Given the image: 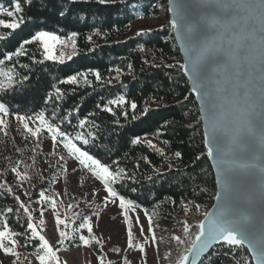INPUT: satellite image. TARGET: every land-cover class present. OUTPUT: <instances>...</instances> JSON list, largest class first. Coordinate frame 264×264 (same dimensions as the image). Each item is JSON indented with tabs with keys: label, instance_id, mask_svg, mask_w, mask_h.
<instances>
[{
	"label": "trees",
	"instance_id": "obj_1",
	"mask_svg": "<svg viewBox=\"0 0 264 264\" xmlns=\"http://www.w3.org/2000/svg\"><path fill=\"white\" fill-rule=\"evenodd\" d=\"M41 4L44 9L40 8ZM0 6L8 7L9 0H0ZM61 11L65 15H60ZM25 15L26 23L21 29L10 34L9 30L0 29V35H7L12 44L18 46L19 41L28 38L35 30L51 31L65 40L75 31L78 33L76 54L64 64L52 61L39 64L31 59L32 56L36 60L42 59V48L34 43L25 45L27 55L14 56L13 61H6L4 67L17 75L13 88L7 93L0 91V101L6 102L9 116L34 115L41 110L48 115L53 105H44L43 98L46 93L52 95L59 88L65 96L56 102L57 111L66 113L79 108L82 118L94 120L99 125L98 130L93 129L99 138L90 148L91 153L109 166H114L112 162L118 160L120 167L134 173L136 182H125L120 190L139 206L138 209L144 213L147 210L153 221L183 227L182 218L186 212L211 209L217 197L216 178L207 155L200 108L184 67H181L184 61L170 22L169 0H107L105 4L98 3V0H77L76 3L70 0H33ZM161 18L165 19L161 27L139 35L136 32L137 22ZM89 36L92 37L91 42L87 40ZM11 50L10 45L0 41V59ZM89 69L99 71L101 80L88 75V84L84 83V78L76 85L60 83L70 74L88 72ZM116 69L120 70L119 73ZM24 76L28 79L23 80ZM117 95H124L129 103L120 107L109 106L107 101ZM132 101L137 104L134 111L130 108ZM106 107H112L116 115L105 112L103 109ZM123 112H127V117L122 115ZM75 123L73 120L72 126L65 125L73 135L77 130ZM16 134L15 138L8 133L3 147H0V183L11 187L15 196L27 205L39 200L41 190H51L52 183L42 177L40 166L35 165L32 143L21 135L20 130ZM137 136L142 138L141 143L134 145L131 140ZM145 140L156 143L165 155L160 156L148 148ZM177 151L182 154L181 158L175 157ZM142 156L151 163H144ZM17 163L19 170L30 177L26 180L28 190L11 171ZM135 164H139L138 169L133 167ZM132 188L136 191L132 192ZM169 197L175 204L169 202ZM9 207L16 209L17 202L12 194L0 189V211ZM8 219L14 230H24L20 227L24 224L22 212L8 214ZM190 230L193 233L198 231L197 225ZM20 239V249L35 256L39 250L38 243L24 244L23 238ZM187 247L188 243L178 246L173 241L167 255L169 264H175ZM226 251L221 244L216 245L198 264H209L210 259L213 264H235L238 259L254 264L245 246L235 250L238 252L236 256L224 255Z\"/></svg>",
	"mask_w": 264,
	"mask_h": 264
},
{
	"label": "snow or ice",
	"instance_id": "obj_2",
	"mask_svg": "<svg viewBox=\"0 0 264 264\" xmlns=\"http://www.w3.org/2000/svg\"><path fill=\"white\" fill-rule=\"evenodd\" d=\"M70 2L76 3L77 0H70ZM106 2L107 0H98L100 4ZM32 4L33 0H9L8 7L0 6V29L9 30V34L21 29L27 19L26 8H31ZM44 7L43 4L40 5L41 9ZM60 15H65L64 11H61ZM172 27L181 30V34L185 35L194 45L190 48V52L195 53L197 60L191 63L189 73L193 81L191 91L195 92L200 99L202 110L207 118V155L212 157L215 153L216 158L222 160L225 155V147L228 146L232 157L239 161L255 160L259 156H264V0H189V3L181 6L177 19L172 21ZM77 36L78 33L73 31L65 40L51 31L35 30L30 33L28 38L19 41L17 46L12 44L7 35H0V41H5L12 48L0 59V91L7 93L10 88L15 86L16 73L4 66L6 61H13L14 56L19 58L27 55L25 45L35 43L42 48L40 53L42 59L36 60L35 56L31 57L36 63L43 64L45 61H52L64 64L66 60L72 59V55L66 57L64 51H60L57 55V47H67L68 42H71V46L75 49ZM87 40L91 42L92 37H87ZM209 40H211V44L207 43ZM201 41H205V43L202 44ZM75 54L74 52L73 55ZM217 66H221L223 70L217 72ZM21 67L27 68L28 65H21ZM168 67H172V65H168ZM116 71L119 73L120 70L116 69ZM88 75H93L97 81L101 80L99 71L89 69L88 72L77 71L70 74L60 80V83L76 85L81 78H84V83L88 84ZM27 79V76L23 77V80ZM64 96L65 93L59 88L55 89L52 95L45 94L43 104L52 103L53 105L48 115L44 110H41L34 115L18 114L15 119L31 137H39L41 133L50 134L53 145H62L69 157L74 158L83 169L100 182L104 192L102 203L117 206L118 210L122 211L125 223L128 225L127 247L143 253L146 258L145 245L134 243L132 220L129 217V212L139 206L120 190L125 182H136L134 173H129L126 168L120 167L118 160L112 162L114 166H109L91 153L90 148L95 146V142L99 138L98 132H94L93 129L98 130L99 125L94 120L82 118L79 115V108H74L66 113L58 112L56 102L62 101ZM128 103L124 95H117L114 99L107 101L109 106L117 107ZM97 107L101 106L97 105ZM130 108L134 111L137 104L134 101L130 102ZM103 110L116 115L112 107H106ZM74 113H76L75 116ZM9 115L10 109L6 102L0 101V129L7 128L4 118ZM122 115L127 117V112H123ZM73 120L76 121L74 128L77 129L74 135L65 127V125L72 126ZM30 124H37V126L32 128ZM89 125H91L89 130L83 131ZM141 139L137 136L131 140V143L139 145ZM164 143L167 144L168 141H164ZM145 144L160 156L165 155L161 149L156 148L151 140H145ZM174 155L176 158L182 157L179 151ZM141 159L146 164L151 163L146 156H142ZM196 159L199 160L200 157L197 156ZM58 160L63 161L64 156H59ZM57 166L61 167L59 163ZM19 167V163L14 164L11 171L22 183L30 177L26 172L22 173ZM133 167L138 169L139 164H135ZM168 167L171 168V165ZM240 167L252 168L256 165L241 164ZM61 171H66V168L61 167ZM260 172L262 175L259 183L262 197H264V168H261ZM245 182V177H235L233 181L234 184L241 186ZM0 189H5L7 193L12 194L17 202L16 209L9 207L0 211V250L3 253L13 258L17 257L16 248L21 244L20 238H23L24 244L33 241L38 243L39 250L35 255L39 264H58L56 250L50 245L45 235L38 230L36 223L38 219L40 226L45 225L44 206H50L53 213L56 214L55 225L60 245H64L69 240H78L85 246H89L92 241L99 244V239L93 234L89 218H81L78 225H75V220L67 215L63 219L60 218V213L57 212L59 206L57 199L45 191L41 190L38 193L37 203L41 204V209L37 217L33 215L29 206L20 200L19 196H15L13 189L6 183H0ZM130 190L136 191L135 188ZM245 190L252 193V185L249 184ZM90 194L98 195L91 190ZM220 198L218 195L217 199ZM225 199L229 207L233 209L230 216L206 213L207 230L203 222L197 225L198 231L195 233L185 224L183 238L181 236L171 237L178 246L188 243L184 254L179 255L175 264H189L190 257L195 260L196 257L204 253L205 249L209 248L212 241L219 242L223 248L227 249L223 254L230 256L238 255L235 250L247 245L256 264H264V224L257 228L250 215L241 213L239 211L241 201L238 198H233L226 193ZM168 200L175 204V201L170 197ZM195 207L198 209V205ZM70 209L71 205L66 207L65 212L67 213ZM21 212L24 215V224L20 227L24 230L16 231L9 224L8 214L18 215ZM145 216L148 220V233L151 234V242L155 243L153 218L147 210H145ZM70 222L75 225L71 229V234L68 232ZM16 223L19 224V219ZM136 224L139 226L141 235H144V226L140 222L139 216L136 217ZM61 225H63L62 229L59 227ZM85 229L88 233L87 237L83 234L77 235ZM122 260L123 264H129L127 258H122ZM99 264H104L103 256L99 258ZM209 264H213L211 259ZM235 264H249V262L238 259Z\"/></svg>",
	"mask_w": 264,
	"mask_h": 264
},
{
	"label": "rangeland",
	"instance_id": "obj_3",
	"mask_svg": "<svg viewBox=\"0 0 264 264\" xmlns=\"http://www.w3.org/2000/svg\"><path fill=\"white\" fill-rule=\"evenodd\" d=\"M164 18L150 22H137L135 30L138 33L156 29L162 26ZM172 17L170 22L172 23ZM64 51L66 57L73 55L75 50L68 42L67 47L58 46L56 54ZM7 122L6 129H0V147H3L4 139L11 133L16 138V131L20 130L21 135L29 140L34 146L35 165L40 166L42 177L50 180L51 190L46 192L52 195L58 201L57 212L60 218L65 215L72 217L75 222L80 218L90 219L93 234L99 239V244L92 241L89 246L82 245L78 240L66 241L64 245L59 244L58 230L55 225L56 214L53 213L50 206H44L45 225L40 226L36 220L38 230L49 240L50 245L57 252L58 264H99V258L104 257V264H123L122 258H127L129 264H169L168 252L174 240L173 236H183V227L180 225L169 226L157 221H153V228L156 236V242H151V234L148 233V220L145 213L140 209L131 210L129 217L132 220V231L134 233V243L144 244L147 256L137 250L127 247V228L122 211L112 204L102 203L104 192L100 182L95 180L87 170L83 169L74 158L67 155V151L62 145L56 146L50 140V134L41 133L39 137H31L22 127L15 117H5ZM37 124H30L35 128ZM18 144L20 141L17 140ZM156 148L161 149L156 143ZM63 155L64 160L59 161L58 157ZM66 171H61V167ZM21 182V181H20ZM25 190H28L26 180L21 183ZM90 190L98 195L90 194ZM38 201V200H37ZM37 201L27 204L34 216L38 217L41 204ZM71 205V209L66 213L65 209ZM209 210H200L195 212L188 211L183 216L184 224L190 227L199 225L205 218ZM78 214V215H77ZM139 216L140 222L144 226V235H141L139 226L136 224V217ZM76 223L75 225H78ZM71 222L68 226V232L75 226ZM61 229L63 225L59 226ZM88 236L87 230L81 233ZM95 249V251H94ZM18 256L13 258L0 250V264H39L36 255L24 253L20 247L16 248Z\"/></svg>",
	"mask_w": 264,
	"mask_h": 264
},
{
	"label": "water",
	"instance_id": "obj_4",
	"mask_svg": "<svg viewBox=\"0 0 264 264\" xmlns=\"http://www.w3.org/2000/svg\"><path fill=\"white\" fill-rule=\"evenodd\" d=\"M187 3H189V0H169L170 14L173 21L177 19L178 13L181 11V6L186 5ZM174 34L183 56L184 71L190 81V87L192 90L193 81L189 73L191 70V63L195 62L197 60V57L194 52H190V48L194 47V45L190 40L187 39L185 35L181 34V30L174 28ZM201 43L203 44L205 43V41H201ZM207 43L211 44V40L207 41ZM222 70L223 69L221 66L216 67L217 72H220ZM193 93L196 96V100L200 108L205 138H207V118L204 111L202 110L200 99L197 97L195 92ZM210 161L216 178L217 196L219 195L221 198L217 199L216 197L214 205L211 207V209H209L207 214L216 213L222 214L223 216H230L233 209L229 207L225 199V195L226 193H228L233 198H238L241 201L239 211L243 214L250 215L252 218V222L256 225L257 228H259L262 224H264V197H262L259 183L260 176L262 175L260 169L264 168V156H259V158L255 160L239 161L232 157L229 147L226 146L225 155L222 160L216 158L214 153V155L210 157ZM241 164H255L256 167L242 168L240 167ZM235 177H245V184L243 186L234 184L233 181ZM249 184H251L253 187L252 193H249L245 190ZM204 224L207 230L208 221L206 219ZM219 244L220 243L217 241H212L209 248L205 249L204 253L196 257L195 260L190 257L189 264H198L214 246ZM245 247L247 248V245H245ZM249 253L252 257L253 263L256 264V261L253 259V254L251 253V251H249Z\"/></svg>",
	"mask_w": 264,
	"mask_h": 264
},
{
	"label": "bare ground",
	"instance_id": "obj_5",
	"mask_svg": "<svg viewBox=\"0 0 264 264\" xmlns=\"http://www.w3.org/2000/svg\"><path fill=\"white\" fill-rule=\"evenodd\" d=\"M203 223H205V218L203 219V221H202Z\"/></svg>",
	"mask_w": 264,
	"mask_h": 264
}]
</instances>
